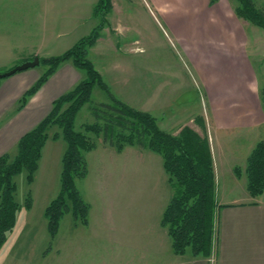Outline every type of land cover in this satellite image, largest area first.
Wrapping results in <instances>:
<instances>
[{
	"label": "rangeland",
	"instance_id": "rangeland-1",
	"mask_svg": "<svg viewBox=\"0 0 264 264\" xmlns=\"http://www.w3.org/2000/svg\"><path fill=\"white\" fill-rule=\"evenodd\" d=\"M113 1L114 10L107 13L104 27L88 49L89 59L121 100L151 112L159 120V126L169 132L181 128L185 133L189 128L197 138L205 140L213 154L215 186L220 190L225 186L229 188L228 166L240 165L244 154L252 150L258 138L254 134L239 135L235 139L228 138L227 133H212L208 117L205 121L209 124L202 125V118L208 112L205 97L194 68L187 60L186 26L172 19L176 14L172 12L171 0L157 2V7L149 0L147 6L143 0ZM96 2L0 0V73L24 62L13 59L31 49L38 51L39 58L63 53L100 23V17L92 15ZM181 6L177 0L176 9ZM173 20H176L173 28L175 24L179 27V36L172 29ZM254 28L264 37L263 29ZM46 67L39 63L25 70L44 71ZM75 70L79 76L59 66L47 80L65 79V86H70L84 77L82 69ZM10 77L3 78L7 81ZM92 99L108 100L97 86L93 88ZM20 103L22 106L25 102ZM20 105L10 112L11 116L21 110ZM92 121L89 103H85L76 114L74 128L79 130L80 125ZM91 136L96 147L109 145L102 141L101 135ZM49 144L52 151L57 149L55 162L54 156L51 158L50 151L48 153V171L54 168L49 178L45 173L44 176L37 173L35 182L29 184L26 170L13 177L14 199L20 207L16 226L1 244L0 264H162L168 261L189 264L190 249H186L185 255L174 253L165 227L159 224L161 205L171 195L166 191L162 203V195L158 196V187L162 188L163 183L168 185L166 176H159L156 171V164L161 168L162 158L137 145L132 148L126 145L125 151L116 158H102L98 149L85 152L88 173L76 180V186L88 203L90 224L86 227L78 222L76 228L67 212L51 238L46 231L44 208L60 188L61 153L66 142L59 135L47 144L45 154ZM99 165L103 167L102 172L98 170ZM27 196L31 197V211L24 205Z\"/></svg>",
	"mask_w": 264,
	"mask_h": 264
},
{
	"label": "trees",
	"instance_id": "trees-1",
	"mask_svg": "<svg viewBox=\"0 0 264 264\" xmlns=\"http://www.w3.org/2000/svg\"><path fill=\"white\" fill-rule=\"evenodd\" d=\"M214 1L210 0V3ZM231 1L238 18L264 30L263 1ZM111 8V0H97L92 15L99 16L100 23L63 53L39 58V63L47 67L24 92L22 102L64 61L68 60L74 67L82 69L84 77L56 97L50 111L20 136L13 157L7 153L0 155V245L14 227L20 207L14 199L16 184L13 177L26 170L27 182L33 180L41 148L49 137L61 135L66 147L61 156L60 188L44 208L48 235L51 238L56 235L60 219L67 212L74 222L87 223L89 206L76 186V179L87 174L85 152L96 147L93 134L101 135L102 141L116 151H121L126 145H137L161 156L162 166L174 190L160 218V224L166 228L170 238L172 251L183 254L189 248L194 256L209 257L216 246L215 211L219 207L214 199L215 177L209 146L189 128L185 133L182 129L178 135L160 128L153 114L132 107L111 91L88 57V49L94 45ZM95 86L106 93L107 101L92 99ZM85 103H89L94 121L83 123L76 130L74 120ZM234 173L239 175L240 168L235 167ZM245 173L248 194L252 197L259 195L264 188V139L258 140L248 153ZM24 205L31 206L30 196L26 197Z\"/></svg>",
	"mask_w": 264,
	"mask_h": 264
},
{
	"label": "crops",
	"instance_id": "crops-1",
	"mask_svg": "<svg viewBox=\"0 0 264 264\" xmlns=\"http://www.w3.org/2000/svg\"><path fill=\"white\" fill-rule=\"evenodd\" d=\"M149 1L154 4V7H157L162 0ZM179 1L182 6L176 9L177 0H171L172 12L176 14L172 19H177L180 24L186 26L187 60L193 66V71L202 85L208 111L204 114L205 118L202 116V125L207 126L210 122L209 130L212 133L216 132L218 135L221 132L227 133V136H230L228 138L236 139L239 135L254 134L258 138L257 141L264 139V37L261 36L262 32L256 30L252 23L235 15L231 0H215L212 3L210 0ZM111 3V9L114 10V1L111 0ZM143 3L147 6L148 0H143ZM175 21H171L172 29L178 35L180 32L178 25L175 24L173 28ZM139 32L141 31L139 30ZM38 54L37 50L31 49L22 57L15 56L13 60L26 61L34 56H39ZM59 66L61 69H66L67 72L70 71L79 76L70 61H64ZM42 71L39 68L37 70H22L18 74L15 72L14 76L12 74L10 78H7V81L4 78L0 79V155L7 153L13 157L20 136L34 127L50 111L51 103L56 97L78 82L74 81L72 85L65 86V79H46L44 83L48 82L45 85L42 83L34 93L28 95L29 99L25 98V103L21 106L20 100L24 92L34 84ZM198 90L200 91V89ZM19 105L21 110L11 116L10 112L18 108ZM206 117H208V122L205 121ZM157 122L159 125L158 119ZM160 128L164 129L162 126ZM180 130L181 128L170 133L178 135ZM52 139L50 137L46 139L42 146L33 180L29 184L35 182L37 173L40 175L45 173L47 178L53 173V167L52 172L48 171L50 164L47 159L50 151V157L54 156L55 162L57 149L52 151L49 144L46 154L44 150ZM129 146L134 147L133 145ZM125 147L121 151H116L112 146L104 147L101 144L92 150H100L99 154L102 158H116V155L125 151ZM249 152L246 151L244 161L240 165L236 163V165L228 166L226 173L229 188L223 186L224 188L220 190V188L214 187V199L219 207L215 211L217 241L212 255L205 257L191 254L189 264H264V188L255 197L250 196L246 190L245 167ZM127 155L129 156L130 152ZM211 156L213 161L212 153ZM154 158H157L156 155ZM157 166L159 165L156 164L159 176L164 174L168 181V185L163 183L162 188L158 187V196L162 195L161 203L165 196L163 194L166 191L171 193L161 205L160 224L161 214L174 190L168 180L167 173L161 170L162 162L160 169ZM213 167H215L214 163ZM235 167L240 168L239 175L234 173ZM102 169L103 167L99 165L98 170L102 172ZM214 177L216 178L215 170ZM216 182L215 179V185ZM26 208L31 211L32 205ZM75 224L77 228L78 223L75 222ZM89 224L87 221L83 225L88 227ZM12 230L13 228L9 233ZM5 241H7V236ZM184 253L182 255H185ZM162 264L173 263L168 261Z\"/></svg>",
	"mask_w": 264,
	"mask_h": 264
},
{
	"label": "water",
	"instance_id": "water-1",
	"mask_svg": "<svg viewBox=\"0 0 264 264\" xmlns=\"http://www.w3.org/2000/svg\"><path fill=\"white\" fill-rule=\"evenodd\" d=\"M39 64V57L38 56H34L32 59H29V60H26L22 63H19L15 66H13L12 68L4 71V72H1L0 73V78H3V77H6V76H10L12 74H14L15 72L17 71H22V70H25L29 67H33L35 65Z\"/></svg>",
	"mask_w": 264,
	"mask_h": 264
}]
</instances>
